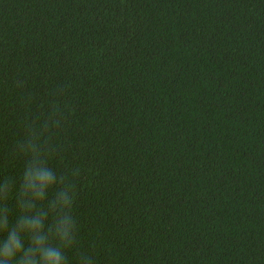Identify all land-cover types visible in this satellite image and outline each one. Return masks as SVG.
<instances>
[{
    "label": "trees",
    "instance_id": "obj_1",
    "mask_svg": "<svg viewBox=\"0 0 264 264\" xmlns=\"http://www.w3.org/2000/svg\"><path fill=\"white\" fill-rule=\"evenodd\" d=\"M37 156L67 264H264V0H0V203Z\"/></svg>",
    "mask_w": 264,
    "mask_h": 264
},
{
    "label": "clouds",
    "instance_id": "obj_2",
    "mask_svg": "<svg viewBox=\"0 0 264 264\" xmlns=\"http://www.w3.org/2000/svg\"><path fill=\"white\" fill-rule=\"evenodd\" d=\"M38 160L37 156L23 172L15 208L0 203V264H67L63 250L71 243L69 231L73 224L69 223L67 214L59 218L58 213L64 210L65 205L70 206L73 198L66 190L61 191L48 203L50 211L36 209L37 203L43 205L45 190L52 188L56 182L52 169L47 167L46 162L37 163ZM69 187L74 193V185ZM4 195L9 201L13 199L10 187ZM34 209L35 213L29 216L28 213ZM13 212L16 217L14 222L9 218ZM49 216L52 219L47 234H41L44 221ZM25 239L27 247L23 243Z\"/></svg>",
    "mask_w": 264,
    "mask_h": 264
}]
</instances>
